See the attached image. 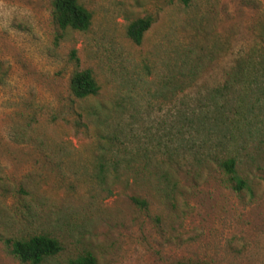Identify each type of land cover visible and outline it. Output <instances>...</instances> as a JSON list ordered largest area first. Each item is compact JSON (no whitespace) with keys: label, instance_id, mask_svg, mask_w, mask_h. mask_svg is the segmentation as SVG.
Listing matches in <instances>:
<instances>
[{"label":"rangeland","instance_id":"obj_1","mask_svg":"<svg viewBox=\"0 0 264 264\" xmlns=\"http://www.w3.org/2000/svg\"><path fill=\"white\" fill-rule=\"evenodd\" d=\"M50 2L0 0V264H29L10 243L33 234L61 246L40 264L84 251L97 264H264V0H79L85 31L59 29ZM145 15L134 44L125 26ZM184 53L190 71L165 68ZM239 64L255 65L246 84ZM84 68L98 91L77 99L68 80ZM115 156L117 173L99 174ZM227 157L247 188L230 187Z\"/></svg>","mask_w":264,"mask_h":264},{"label":"trees","instance_id":"obj_2","mask_svg":"<svg viewBox=\"0 0 264 264\" xmlns=\"http://www.w3.org/2000/svg\"><path fill=\"white\" fill-rule=\"evenodd\" d=\"M186 3L187 0H181ZM50 15L52 22L62 31L66 29L85 31L88 29L91 22L90 12L79 2V0H51L50 2ZM153 21L150 15H145L142 17H136L131 19L125 26V36L134 44H139L142 40L143 34L149 28ZM264 29V27H263ZM264 35V33H262ZM259 52L257 58L260 59L259 63L264 62L263 50H254ZM188 54L184 53L180 62L171 63V61H166L165 68L170 70L172 74H179L182 71H190L191 66H189ZM250 68L249 65H238L235 68L234 74H237V79H240L244 84H246L245 78L246 74L250 69H255V65ZM6 75V71L0 62V84ZM263 80H264V75ZM251 77H249L251 81ZM253 82H257V77L253 76ZM171 84V80L168 79L164 81V88H168ZM68 87L70 94L77 98H85L87 96L95 95L98 91V86L92 76L91 71L88 68L75 69L71 72L68 80ZM177 88V86H176ZM172 91V89H169ZM175 93V92H174ZM264 93V92H263ZM236 107H233L236 111ZM200 120L204 123V116H200ZM193 125L192 122L185 121L180 125ZM193 127V126H192ZM113 138V137H112ZM113 145V142L109 139L106 146L101 147V151H104L107 146ZM140 149V148H139ZM143 152V153H142ZM142 154V155H141ZM140 156H146L144 150L140 149ZM129 159V158H128ZM126 159V162L129 160ZM122 158L110 159L106 161L104 158L98 159L97 167L98 173L105 176L107 171L109 174L115 175L117 173V167L121 164ZM218 166L228 175L230 181V187L234 191H240L241 189L247 188L246 182L239 177L235 172V161L231 157L220 160ZM130 200L140 206L144 207L146 205L145 201L139 199L136 196H130ZM61 250L59 242L48 235L45 234H33L28 237L14 238L10 243V252L23 263L29 264H40L47 257L54 256ZM64 264H97L95 257L88 251L81 252L74 257L68 258ZM195 264H208L206 262H196Z\"/></svg>","mask_w":264,"mask_h":264}]
</instances>
